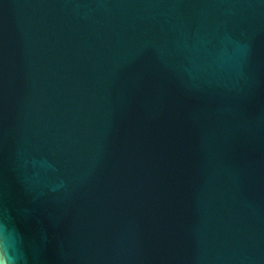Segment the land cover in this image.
Returning a JSON list of instances; mask_svg holds the SVG:
<instances>
[{
  "label": "water",
  "instance_id": "95a60500",
  "mask_svg": "<svg viewBox=\"0 0 264 264\" xmlns=\"http://www.w3.org/2000/svg\"><path fill=\"white\" fill-rule=\"evenodd\" d=\"M264 264V0H0V264Z\"/></svg>",
  "mask_w": 264,
  "mask_h": 264
},
{
  "label": "clouds",
  "instance_id": "9594fccd",
  "mask_svg": "<svg viewBox=\"0 0 264 264\" xmlns=\"http://www.w3.org/2000/svg\"><path fill=\"white\" fill-rule=\"evenodd\" d=\"M16 233L18 234L19 242L16 249L15 258L12 259L9 264H29V256L25 248V238L17 223Z\"/></svg>",
  "mask_w": 264,
  "mask_h": 264
}]
</instances>
